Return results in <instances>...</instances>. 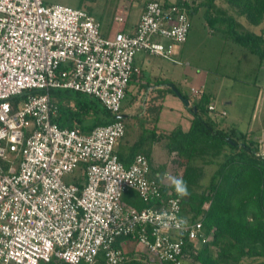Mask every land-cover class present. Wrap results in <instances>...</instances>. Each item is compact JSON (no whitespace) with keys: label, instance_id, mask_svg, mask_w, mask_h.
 <instances>
[{"label":"built area","instance_id":"built-area-1","mask_svg":"<svg viewBox=\"0 0 264 264\" xmlns=\"http://www.w3.org/2000/svg\"><path fill=\"white\" fill-rule=\"evenodd\" d=\"M180 2L147 0L132 32L106 37L86 9L0 0V264H119L124 236L159 261L181 264L190 258L186 240L210 238L201 220L184 217L180 197L163 191L146 155L129 165L119 159L123 119L89 132L62 128L49 95L78 91L121 114L140 73L136 54L174 60L175 43L186 41L191 22ZM127 191L148 206L125 203Z\"/></svg>","mask_w":264,"mask_h":264},{"label":"trees","instance_id":"trees-1","mask_svg":"<svg viewBox=\"0 0 264 264\" xmlns=\"http://www.w3.org/2000/svg\"><path fill=\"white\" fill-rule=\"evenodd\" d=\"M162 2L164 5L171 3L170 0ZM177 2L186 7L188 16L205 6L208 28L220 31L224 40L236 43L258 55L260 62L264 61V0H223L227 8L217 5L216 0ZM250 27H259V31ZM157 83L163 87L154 88L155 95L146 102V111L157 118L161 104L154 101L168 92L174 93L173 88H176L190 101L187 106L192 115L190 127L187 131L176 127L167 135L158 134L152 128L145 138L144 130L128 149L121 146L117 150L119 159L129 165L133 155L143 153L151 161V145L165 138L169 153L167 170L171 180L165 182L163 191L168 189L179 196L184 217L201 220L203 236H210L205 241H201V236L198 241L186 240L185 254L198 264H264V154L260 153L259 141L253 137L252 131L221 128L210 113L215 110L208 109L210 93L198 90V98L195 99L196 94L191 90L189 96L169 79H159ZM49 95L57 112L53 121L62 128L79 127L89 132L98 125L124 119L123 114H112L96 98L78 91L52 89ZM146 137H150L148 148L142 147L148 140ZM211 164L217 167L207 184L203 185L204 166ZM175 179L184 181L188 195L180 196L176 192ZM123 200L130 201L138 209L148 206L134 191L125 192ZM121 238L124 240L123 251L129 242L136 244L130 236ZM141 251L144 262L133 258L127 260L124 252L119 264H173L159 261L148 250ZM48 264L68 263L51 261ZM97 264L107 263L100 259Z\"/></svg>","mask_w":264,"mask_h":264},{"label":"rangeland","instance_id":"rangeland-1","mask_svg":"<svg viewBox=\"0 0 264 264\" xmlns=\"http://www.w3.org/2000/svg\"><path fill=\"white\" fill-rule=\"evenodd\" d=\"M146 1L43 0V3L48 5L55 3L64 4L86 10L90 8L94 17L101 24L100 29L105 30L113 22L114 10L118 2H123V9L129 11L130 17H135L139 7ZM216 4L227 8L223 0H216ZM204 11L205 6H202L196 13L189 15L191 29L187 41L184 44L175 43L174 45L175 50L179 51L181 48L183 50L179 58L181 61L180 64H174L170 60L165 59L162 62L164 65L163 69L167 73V77L171 78L175 76L177 78L175 80L176 84L189 96L191 95V89L211 91L214 93L216 95L215 98H217L216 104L218 106L224 105L226 109L228 114L226 121L229 122V119H231L233 127L237 130H246L248 128L246 126H248V122L252 118L250 123L251 133L259 141L260 153L264 154V61L260 63L258 55L249 52L232 41L224 40L220 31L216 29L212 31V27L208 28L205 22ZM250 28L254 31H259V27ZM261 89L263 93L259 94V90ZM130 92H133V90ZM173 94H171V97L172 95L176 97L173 98V102L181 106L180 109L170 107L167 105L169 101L166 100L164 103V113L161 115V119L157 124L161 126L169 124L170 128H172L180 123L187 128L191 112L181 103V99L175 93ZM149 96V92L145 95L144 93L141 94V97H138L136 106H133L134 108L130 110L129 116L123 119L125 123V134L120 141L123 149H128L132 145L131 143L138 139L144 130L148 131L153 128L151 116H144L148 105L146 102H150ZM130 98L131 94L126 95L121 104V108L126 112L129 111V105L127 103ZM148 133L146 132L144 138ZM162 135H165V133H162ZM148 143H150V137L142 147L148 148ZM166 143L167 140L162 137L156 141V146L151 149V163L153 166L160 167L161 170L167 168L169 164V153L166 148ZM216 167L217 165L215 164L204 166V176L201 181L203 185L207 184L210 175ZM63 180L66 182L73 181L72 177L67 175L63 176ZM125 201L132 204L128 200ZM124 252L127 260L132 258L143 262L145 260L142 251L135 243L129 242ZM152 264H155V262ZM181 264L198 263H194L191 258H188V260H183Z\"/></svg>","mask_w":264,"mask_h":264},{"label":"crops","instance_id":"crops-1","mask_svg":"<svg viewBox=\"0 0 264 264\" xmlns=\"http://www.w3.org/2000/svg\"><path fill=\"white\" fill-rule=\"evenodd\" d=\"M170 2H175V1L170 0ZM144 3H142V5L139 7V10L136 13V16L130 17L129 11L128 10L125 11L123 9L124 3L118 2L117 6L115 7V10H114L113 19H112L113 22L109 26H107L105 28V30L100 29V32L106 37H112L114 35V33L118 30L119 31L122 30V31H126V32H132L134 30L138 20H139V17H140V14L142 12ZM129 10H130V8H129ZM90 13L92 14L91 11H90ZM116 15L124 16L125 20L121 23L116 22L114 19ZM99 24H100V22H99ZM100 28H101V24H100ZM187 39H188V37H187ZM187 39H186V41H187ZM182 52H183L182 48L179 49V51L174 49V53L172 55L174 60H170V61L174 64H180L181 61L179 60V58L181 57ZM163 61H165V58L162 59V57H160V56L151 55V54H148L146 52H139L136 54V56L134 57V65H136L138 67V69L140 70V73L138 75H134L128 84L126 95L131 94V98H130L129 102L127 103V105H129V111L126 112L123 108H121V114H123V116H124L123 118L129 116V114L131 112L130 110L134 108L133 106H136V104L138 102V97H141V94L144 93V95H145V94H147V92H149L150 96L152 97L153 95H155V89L154 88L163 87V85L157 83V80L169 79V80L176 83L175 80L177 78H175V76H172L171 78L167 77V73L163 69V66H164L162 64ZM260 63H262V62H260ZM145 84H147V87ZM131 90H133V92H130ZM205 92H208L211 94V102L209 104H212L215 106L214 110L216 111V113H215V111L213 113L212 112H210V113L213 115V117L215 118L216 122L220 125V127L223 129L234 128L233 124H232L233 122L231 119H229V122L226 121V116L228 114L226 112L224 105L218 106V104H216V101H217V98H215L216 95H214V93H212L211 91H205ZM261 93H263V91H261ZM171 94H173V93H171ZM171 94H170V92H168L164 95L163 98H157L154 101L155 104H161V109L159 111L157 118L154 117V114L149 113L148 111H146L144 114V116H151V118L153 120V128L155 129L156 133L161 134V135H162V133H165V135H167L171 130H173L176 127H180L182 129V131H187L190 127V120L192 117L191 113H190V117L188 119L189 125L187 126V128L180 123L175 125L172 128H170L169 124H165V125L163 124L165 127L161 126L160 124L159 125L157 124L158 121H160V119H161V115L164 113V108H165L164 103L166 100L169 101V104H167V105H169L170 107H173V108L178 109V110L181 107V106H178L177 104H175V102H173V100H174L173 98H176V97L175 96L173 97L174 94L171 97ZM259 94H260V92H259ZM150 96H149V98H150ZM197 96L198 95L195 96V99L198 98ZM147 97H148V95H147ZM178 102L180 103V101H178ZM132 103H134V104L132 105ZM181 103H183V102L181 101ZM189 104H190V101H189ZM183 105L187 109V106L184 103H183ZM222 111L225 112L224 116L221 115ZM251 121H252V118L248 122V126H246L248 128H246V130H243L242 132L252 131L250 129ZM260 126H261V124H260ZM146 132H148V131H146ZM136 140H134V141H136ZM120 141L118 143L117 150L122 145V143L120 144ZM133 142L131 144H133ZM155 144H156V142H154L151 145V149H153L156 146ZM151 152H152V150H151ZM133 157H134V155L132 156V159H133ZM150 157H151V153H150ZM132 159H131V161H132ZM150 163H151V161H150ZM151 167H152V170L155 173V175L156 174L159 175L158 179H163V186H164L165 182H168L171 180L170 175H169L170 172L167 170V168L161 170L160 167H156L155 165L153 166L152 163H151ZM208 181H209V179H208ZM124 202L127 203L125 200H124ZM127 204L133 206L132 204H129V203H127ZM204 206L206 208L207 204H205ZM185 213L186 212H184V214Z\"/></svg>","mask_w":264,"mask_h":264},{"label":"clouds","instance_id":"clouds-1","mask_svg":"<svg viewBox=\"0 0 264 264\" xmlns=\"http://www.w3.org/2000/svg\"><path fill=\"white\" fill-rule=\"evenodd\" d=\"M175 190L180 196L188 195L187 186L182 179H175L173 181Z\"/></svg>","mask_w":264,"mask_h":264},{"label":"water","instance_id":"water-1","mask_svg":"<svg viewBox=\"0 0 264 264\" xmlns=\"http://www.w3.org/2000/svg\"><path fill=\"white\" fill-rule=\"evenodd\" d=\"M173 92L181 99V101L188 106L189 105V100L185 98L180 91H178L176 88H173Z\"/></svg>","mask_w":264,"mask_h":264}]
</instances>
